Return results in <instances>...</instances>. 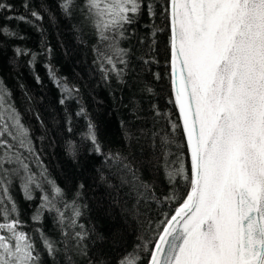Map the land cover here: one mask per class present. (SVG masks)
<instances>
[{"label":"snow or ice","instance_id":"6c2138e0","mask_svg":"<svg viewBox=\"0 0 264 264\" xmlns=\"http://www.w3.org/2000/svg\"><path fill=\"white\" fill-rule=\"evenodd\" d=\"M38 2L39 10L25 0L26 14L5 19L42 31L36 22L45 13L50 23L57 17L48 0ZM57 8L80 42L91 44L105 83L131 92L128 104L117 105L129 111L119 121L120 149L105 146L91 118L82 137L91 145L86 152L98 158L88 187L103 190L105 214L143 221L154 232L138 246L146 255L125 253L117 264H264V0H57ZM11 12L14 6L0 0V14ZM165 32L178 122L152 105L149 130L136 123L144 116L133 97L153 92L140 72L159 63ZM17 35L0 25V36ZM50 74L65 94L61 104L79 94ZM10 97L0 81V264H109L97 254L109 236L82 222L86 185L69 196L51 177ZM76 115L88 116L83 106ZM161 120L166 127H157ZM80 151L66 146L78 166ZM161 172L169 188L163 201L176 207L153 226L147 214L161 202ZM17 189L31 209L28 220Z\"/></svg>","mask_w":264,"mask_h":264},{"label":"trees","instance_id":"16d2710c","mask_svg":"<svg viewBox=\"0 0 264 264\" xmlns=\"http://www.w3.org/2000/svg\"><path fill=\"white\" fill-rule=\"evenodd\" d=\"M5 2L14 6V12L0 14V25L8 26L18 35L7 38L0 36V81L11 93L12 102L30 128L51 177L68 192L69 196L79 183L86 185L84 202L88 209L82 222L98 225L109 236L102 248L97 246L98 255L102 251L109 264H117L118 259L125 253L136 252L143 257L146 253H142L138 246L150 240L154 232L150 231L143 221L136 222L130 217L121 218L119 215L112 217L105 214L106 206L100 207L101 198L104 197L103 190L99 187H88L92 185L90 177L95 174L93 166L99 167L98 158L86 152L91 145L82 138L86 131L87 119L91 118L97 124L105 146L113 150L120 149L119 121L127 118L129 111L123 107L118 108L117 105L121 102L128 104L131 92L127 89L121 91L116 83H105L96 64L93 63L94 53L91 44H82L80 34L74 32L70 22L61 18L57 0H48L49 8L57 19L50 23L45 13L44 20L36 22L42 31L15 19L11 21L5 19V15L9 14H26L23 8L25 0ZM31 3L39 10L38 0H31ZM166 40L165 32L159 37V63L151 66V72H140L153 92L137 93L133 97L134 102L142 109L141 115L144 116L142 122L136 123L149 130L153 127L152 105H155L161 114H167L172 121L178 122V110L170 103L173 97L168 77ZM17 48L22 50L20 54L16 53ZM137 65L138 62H134L133 67L139 72ZM50 69L55 72L57 79L67 83L69 87L78 88L79 94H73L61 104L60 100L65 94L52 79ZM156 72L160 73V80L153 78L152 73ZM81 106L86 109L87 117L76 115ZM160 126L166 127V122L161 120L157 127ZM70 142L81 149L79 166L66 152V146ZM182 143L178 135L177 144ZM173 151H176L175 147ZM180 151L184 154L187 165V152L183 147ZM145 176H148L147 172ZM168 191V185L161 172L157 190L161 202L153 204L147 214L151 217L153 226L164 218L163 214L171 215L176 207L175 203L163 201L162 197ZM15 196L26 210L23 218L28 220L31 209L23 202L19 189L16 190ZM45 225L49 230L52 228L50 219L45 220Z\"/></svg>","mask_w":264,"mask_h":264}]
</instances>
